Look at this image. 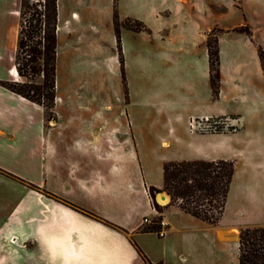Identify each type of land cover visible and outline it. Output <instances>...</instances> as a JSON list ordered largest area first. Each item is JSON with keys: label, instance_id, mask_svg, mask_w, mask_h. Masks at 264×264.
I'll return each mask as SVG.
<instances>
[{"label": "crops", "instance_id": "0c3cea01", "mask_svg": "<svg viewBox=\"0 0 264 264\" xmlns=\"http://www.w3.org/2000/svg\"><path fill=\"white\" fill-rule=\"evenodd\" d=\"M21 1L19 9L8 10L19 0H0V13L2 3L6 18L18 16ZM162 1L177 21L190 22L188 38L181 34L178 42L192 57L195 51L200 56L186 58L180 67L204 110L203 123L223 125L222 130L177 137L174 151L162 162H233L219 222L211 225L168 201L160 216L143 224L147 216L134 204L133 188L111 186L117 147L108 137L103 139L101 128L76 118L61 121L63 99L57 94L49 117L43 104L5 85L19 81V75L11 73L18 42L13 26V39L5 37L7 29L0 42V264H175L172 253L179 247L191 257L190 264H209L201 247L216 244L222 252L224 243L235 241L239 250L242 229L264 227V68L259 54L264 51V0ZM147 7L143 2L141 10ZM246 26L249 33L242 30ZM61 29L58 23V32ZM184 29L181 25L179 30ZM211 33L219 55L217 96L207 46ZM163 183H145L147 203L136 195L140 207L145 202L154 210L148 190L162 189ZM169 204L178 208L177 221L165 218ZM159 218L167 222L165 234H158L163 243L151 247L144 236L152 231L144 227ZM178 233L184 235L177 242ZM222 258L217 254L212 264H221Z\"/></svg>", "mask_w": 264, "mask_h": 264}, {"label": "rangeland", "instance_id": "374dc122", "mask_svg": "<svg viewBox=\"0 0 264 264\" xmlns=\"http://www.w3.org/2000/svg\"><path fill=\"white\" fill-rule=\"evenodd\" d=\"M146 1L147 10L142 11ZM3 5L0 42L7 29L5 37L11 35L13 39V26L18 36L21 22L20 14L6 18ZM19 7L20 0L19 5L12 2L8 10ZM58 23L62 29H57L56 94L63 99L59 119L65 122L76 118L101 128L103 139L108 137L117 147V172H112L111 186L116 183L118 188H133L134 204L152 220L158 214L146 204L145 183L162 182V160L174 151L177 137L200 131L204 125V110L190 90L187 71L180 67L186 58L200 56L195 51L192 57L178 42L181 34L188 38L190 22L177 21L173 9L165 7L162 0H58ZM181 25L185 26L183 31L179 30ZM242 30L250 32L248 26ZM208 39L211 42L213 38ZM260 53L264 62V51ZM11 73L18 76L15 67ZM53 115L52 109L48 116ZM217 129H223V125H213L211 130ZM103 151L110 152L106 147ZM138 193L146 201L141 207ZM157 200L158 205H164L158 195ZM168 201L173 202L172 198ZM166 207L165 218L177 221L178 208L173 204ZM183 235H175L177 242ZM144 237L148 246H162L157 231ZM199 251L206 253L209 264L215 263L220 253L221 264L239 263L235 241L224 243L222 252L216 244ZM172 257L175 264L191 263V257L181 247Z\"/></svg>", "mask_w": 264, "mask_h": 264}, {"label": "trees", "instance_id": "16d2710c", "mask_svg": "<svg viewBox=\"0 0 264 264\" xmlns=\"http://www.w3.org/2000/svg\"><path fill=\"white\" fill-rule=\"evenodd\" d=\"M21 22L15 54L16 74L22 81L5 85L20 95L43 104L48 114L56 98L58 0H22ZM207 41L211 68V85L218 94L219 55L215 33ZM262 53L260 59L263 64ZM222 130V129H217ZM234 164L228 160L167 161L163 165V188L149 187L156 208L155 195L161 190L194 217L216 225L223 213ZM157 220L146 231H157ZM239 264H264V227L242 229L239 236ZM146 264L153 263L149 260Z\"/></svg>", "mask_w": 264, "mask_h": 264}, {"label": "built area", "instance_id": "2783aa9c", "mask_svg": "<svg viewBox=\"0 0 264 264\" xmlns=\"http://www.w3.org/2000/svg\"><path fill=\"white\" fill-rule=\"evenodd\" d=\"M217 123L215 122L214 124L213 123H210V124H202V126H200V129H202V130H207V129H212V126L213 125H216ZM192 127V126H191ZM148 192H149V190H148ZM149 194H150V192H149ZM152 198V197H151ZM153 209H154V211L160 216V211L156 208V206H155V204H154V202H153ZM150 221H149V218L148 217H145L144 219H143V224L144 223H149ZM157 224H158V226H159V228L157 229V232H158V234L160 235V236H163L164 234H165V227L167 226V222L163 219V218H159L158 220H157Z\"/></svg>", "mask_w": 264, "mask_h": 264}, {"label": "bare ground", "instance_id": "6f19581e", "mask_svg": "<svg viewBox=\"0 0 264 264\" xmlns=\"http://www.w3.org/2000/svg\"><path fill=\"white\" fill-rule=\"evenodd\" d=\"M158 199L161 204H166L168 202V197L164 193L158 194Z\"/></svg>", "mask_w": 264, "mask_h": 264}]
</instances>
